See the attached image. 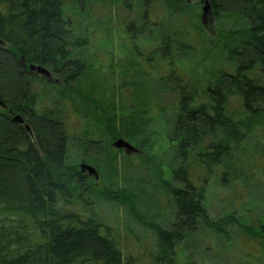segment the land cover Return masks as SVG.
<instances>
[{
  "label": "trees",
  "instance_id": "16d2710c",
  "mask_svg": "<svg viewBox=\"0 0 264 264\" xmlns=\"http://www.w3.org/2000/svg\"><path fill=\"white\" fill-rule=\"evenodd\" d=\"M89 1L0 0V99L6 105L0 107V264H123L122 251L111 227L94 214L82 215L73 207L75 191H79L78 195L90 194L89 176L67 166L70 135L61 113L56 107H41V96L33 89L37 81L43 86H52L54 81L29 72L30 64L43 65L59 79L55 101L64 96L78 97L86 116H91L96 126L101 125L104 135L126 139L139 150L134 154L141 159L142 166L149 169L159 164L165 154L159 149L153 151L152 136L159 133L148 128L155 112L151 108L158 106L156 111L165 125L162 134L172 143L170 156L164 163L169 166L171 179L161 178L160 184L173 202L174 219L169 228L155 227L160 249L154 258L157 264H178L172 255L173 246L193 232L198 234L207 229L226 239L229 225L245 227L244 221L234 219L231 212L211 218L204 201L206 190L194 184L187 174L194 161H201L208 168L212 164L232 163L236 152L248 158L244 141L264 119V0H207L218 17L234 15L245 25L229 29L225 38L232 69L214 73L202 95L193 88L191 80H182L183 75L167 86V78L176 76L172 70L166 79L160 78L166 80L161 86L164 90L155 84L153 93L133 97L131 109L126 110L120 104L117 113L113 102L85 94L78 86L91 68L81 51L88 42L87 29H79L68 16L67 5L81 14ZM187 1L115 0V3L119 2L124 9L134 7L137 19L125 24L129 38L144 32L147 12L156 3L161 6L164 14L161 21L165 19L166 24L153 32L160 38L162 54L166 53L172 62L177 46L191 47L187 37L184 38L187 28L178 31L174 27L178 16L193 7ZM197 1L199 4L200 0ZM148 75L150 72L143 76ZM162 92L176 95L174 103L161 104ZM137 98L143 104L141 111L137 109ZM233 99L240 106L237 117L228 111ZM13 114L21 115L32 135L23 125L12 121ZM102 148L100 138L84 143L88 156H99ZM107 157L115 160V155ZM250 229L252 237L264 246V224Z\"/></svg>",
  "mask_w": 264,
  "mask_h": 264
},
{
  "label": "rangeland",
  "instance_id": "374dc122",
  "mask_svg": "<svg viewBox=\"0 0 264 264\" xmlns=\"http://www.w3.org/2000/svg\"><path fill=\"white\" fill-rule=\"evenodd\" d=\"M187 2L193 7L178 16V23L174 27L178 31L187 28L188 33H185L184 38L187 37L191 47L186 49L177 46L173 51L172 62L168 60L166 53L162 54L160 38L153 32L163 23L166 24L165 19L163 23L161 21L164 14L158 3L147 12L145 31L137 33L134 38H129L125 27L127 21L137 19L134 7L124 9L115 0H90L81 15L68 4V16L79 25V29H87L88 42L81 51L83 58L91 63V68L86 70L78 82L82 92L98 95L104 102H113L114 112L117 113L120 104H124V108L128 110L131 109L133 97H142L144 92L153 93L157 88L155 84L164 87L166 80L160 78L164 76L163 79H166L165 76L175 70L176 76L173 79L167 78V86H172L175 79L183 75L182 80H191L193 88L198 89L202 95L206 82L214 73L232 69L225 48L228 43L225 38L229 29L242 28L245 22L236 20L234 15L218 17L211 8L202 18L204 1L200 0L199 4L196 3L197 0ZM179 42L177 40L176 44ZM148 72L150 75L143 76ZM51 81H54L52 86H43L37 81L33 89L41 96V107H56L61 113L70 135L67 166L80 170V165L84 162L92 165L98 172L96 180L93 175L86 173L92 187L90 194L78 195L79 191H75L73 207L82 215L94 214L102 223L111 227L122 251L123 264H157L154 258L160 249L155 227L160 225L169 228L174 219L173 202L160 184L161 178L171 179L169 166L164 163H167L170 156L172 143L162 134L165 125L156 111L158 106H151V110L155 108V112L152 113V122L148 128H154L159 133L152 136L155 141L153 151L159 149L165 154L159 164L149 169L142 166L143 162L134 151L128 153L113 146L118 138L104 135L101 125L97 124L98 128L95 120L86 116L85 106L78 97L64 96L55 101V86H60L59 79L53 75ZM161 90L164 89L161 87ZM162 94L164 98L161 104L170 106L174 103L176 95H165L166 92ZM138 98L137 109L141 111L143 104ZM239 108L238 101L233 99L228 111L237 117ZM90 113L94 114L92 111ZM252 132L244 141L249 152L248 158L236 152L232 163L212 164L208 168L201 161H194L190 163L187 174L194 184L203 186L206 190L204 201L211 218L231 212L234 219L244 221L245 227L235 223L229 225V236L226 239L207 229L198 234L193 232L191 237L184 238L173 246L172 255L178 264L264 262V246L259 239L252 237L250 229L264 224V119ZM99 138L102 139L103 146L100 155H86L84 143ZM107 154L115 155V160H109ZM230 176H234L235 180H231ZM120 192L125 193L124 198H120L123 197Z\"/></svg>",
  "mask_w": 264,
  "mask_h": 264
},
{
  "label": "water",
  "instance_id": "95a60500",
  "mask_svg": "<svg viewBox=\"0 0 264 264\" xmlns=\"http://www.w3.org/2000/svg\"><path fill=\"white\" fill-rule=\"evenodd\" d=\"M210 8L209 2L207 0H204V6L202 8V15L201 17L203 18L205 16V14L208 12ZM29 72H35L37 75H43L46 79L48 80H52L53 79V74H51V72L44 67L43 65H37V64H30L29 65ZM0 107L5 108L6 105L5 103L2 101V99H0ZM12 111L10 110V113ZM12 121H15L16 123L23 125L24 129L26 131H28V133L30 135H32V132L30 131L29 125L25 122V120L21 117V115L19 114H13L11 117ZM113 146L117 149H124L126 152H137L138 149L135 148L134 146H132L126 139L124 138H118L117 140H115L113 142ZM80 171L81 173H87V174H91L94 177V180H96L98 178V172H96L95 168L92 165H88L86 163H81L80 165Z\"/></svg>",
  "mask_w": 264,
  "mask_h": 264
}]
</instances>
